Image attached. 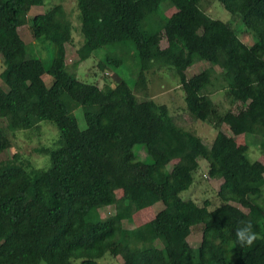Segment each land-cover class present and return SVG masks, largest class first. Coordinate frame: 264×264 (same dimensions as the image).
Masks as SVG:
<instances>
[{
  "label": "trees",
  "instance_id": "1",
  "mask_svg": "<svg viewBox=\"0 0 264 264\" xmlns=\"http://www.w3.org/2000/svg\"><path fill=\"white\" fill-rule=\"evenodd\" d=\"M212 1L76 0L79 63L104 48L129 49L138 65L133 89L109 71L123 64L111 56L98 66L114 74L115 87L78 78L79 63L73 70L67 64L74 27L62 4L30 17L45 0H0L7 87L0 86V119L11 132H38L42 122L59 130L54 147L34 150L50 158L44 168L19 153L0 158V264H100L107 257L121 264H264V164L238 154L223 130L248 145V135L258 137L264 151V0H216L232 15L230 22L205 12ZM235 22L252 35V45L240 38ZM23 26L36 45L22 39ZM44 46L51 47L49 66L36 53ZM198 63L207 67L188 77ZM163 70L178 79L186 114L217 131L210 146L152 98L151 75ZM215 83L225 90L226 111L212 99ZM139 145L144 161L135 151ZM11 148L0 129V155ZM202 160L209 177L222 181L215 209L209 200L201 206L181 198ZM121 190L128 193L116 199ZM156 206L150 221L127 228L136 213ZM110 207L114 213L102 217ZM241 221H250L258 236L251 247L236 242ZM197 228L202 242L194 248L188 239Z\"/></svg>",
  "mask_w": 264,
  "mask_h": 264
},
{
  "label": "rangeland",
  "instance_id": "2",
  "mask_svg": "<svg viewBox=\"0 0 264 264\" xmlns=\"http://www.w3.org/2000/svg\"><path fill=\"white\" fill-rule=\"evenodd\" d=\"M62 4L66 11L68 12L69 20L71 21L74 29V43L67 45V64L70 68L75 69L74 66L79 63L78 49L82 46V34H81V17L77 9L76 0H45L43 6H35L29 13L30 17H34L38 14H44L50 8L55 5ZM204 10L211 17L215 19L222 20L224 22H230L232 20V15L221 5L219 1H212V3L205 4ZM170 14V13H169ZM236 23V24H235ZM232 23L237 29L240 38L249 45L254 43V39L251 34L244 33L241 31L239 22ZM235 24V25H234ZM243 28V27H242ZM22 39L28 43L36 45L32 34L30 32L29 26H23L19 29ZM45 48H37V56L42 58L45 66H49L52 59L51 47L44 46ZM122 47H109L100 50L97 53L96 58H91L86 62H80L75 70L77 76L80 80H85L93 83L99 84L102 88L106 85L115 87V76L118 75L120 78L124 79L130 87L134 89V82L136 81V75L138 73V65L133 58V51L122 50ZM108 56L113 58H119L123 60V64L119 67H110L109 71L114 74L107 75L98 66L99 60H105ZM207 67L205 63H198L188 71V77H192L195 74L200 73L204 68ZM5 67L0 60V86L7 89L5 83L1 79V74ZM45 82L50 85L52 78L50 76H45ZM151 85L150 94L153 99L159 104H166L173 117L179 125L185 129L192 130L196 132L207 145H211L214 141L217 131L212 125L203 122L193 121L185 111V100L184 91L179 86V81L170 71H160L151 75ZM211 96L215 103L221 108L222 111H226L231 108L228 100L225 96V90L221 89L220 83H215L211 88ZM76 116L79 120L81 129H85L86 124L84 121V116L81 110L76 112ZM7 122L4 119H0V129L9 136L12 142V148L6 151L4 154L0 155L1 159H8L13 153H19L25 158L30 159L33 164L38 168H44L50 162V158L47 156L39 155L34 152L36 148L40 147H54L56 141L59 139V130L50 122H42L41 128L38 132H31L32 130H19L16 132H11L7 128ZM223 130L232 138L235 151L238 154L247 153L252 161H260L264 164V151L260 148L259 138L256 136L248 135L250 139V144L246 143L245 138L242 136H233L227 127ZM135 151L138 154V159L140 161L146 160L147 153L143 146H136ZM174 165V164H173ZM172 167V164L170 168ZM142 172L147 173L148 166H142L140 169ZM222 181L211 179L208 175V164L206 161H201V169L195 176L194 185L189 191L182 193L181 198L184 200L192 199L195 200L199 205L203 206L206 200L211 202L212 209H215L221 204L218 198V192ZM128 191L121 190L115 193L116 199L121 198L126 195ZM264 203V193L262 200ZM161 206H156L153 208H148L135 214L134 221L132 224H126L127 228H134L150 221ZM114 213V208L110 207L101 211V216L106 217L109 214ZM190 245L194 248H198L202 242L201 229L197 228L193 230L192 235L189 237ZM121 258L107 257L100 261V264H121ZM41 264H46L42 262Z\"/></svg>",
  "mask_w": 264,
  "mask_h": 264
},
{
  "label": "clouds",
  "instance_id": "3",
  "mask_svg": "<svg viewBox=\"0 0 264 264\" xmlns=\"http://www.w3.org/2000/svg\"><path fill=\"white\" fill-rule=\"evenodd\" d=\"M242 226H238L235 231L236 242L241 248L251 247L258 239L257 234L253 231L252 223L241 221Z\"/></svg>",
  "mask_w": 264,
  "mask_h": 264
}]
</instances>
